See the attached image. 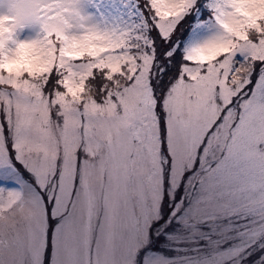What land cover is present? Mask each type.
I'll return each mask as SVG.
<instances>
[{
  "label": "snow or ice",
  "instance_id": "6c2138e0",
  "mask_svg": "<svg viewBox=\"0 0 264 264\" xmlns=\"http://www.w3.org/2000/svg\"><path fill=\"white\" fill-rule=\"evenodd\" d=\"M0 264H264V0H0Z\"/></svg>",
  "mask_w": 264,
  "mask_h": 264
}]
</instances>
